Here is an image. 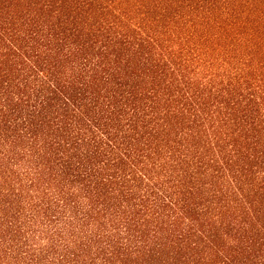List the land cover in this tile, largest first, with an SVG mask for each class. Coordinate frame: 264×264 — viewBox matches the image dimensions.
<instances>
[{
  "label": "trees",
  "instance_id": "obj_1",
  "mask_svg": "<svg viewBox=\"0 0 264 264\" xmlns=\"http://www.w3.org/2000/svg\"><path fill=\"white\" fill-rule=\"evenodd\" d=\"M0 264H264V0H0Z\"/></svg>",
  "mask_w": 264,
  "mask_h": 264
}]
</instances>
